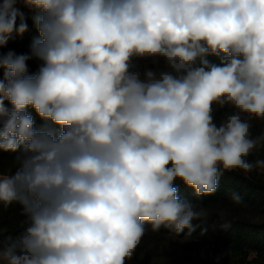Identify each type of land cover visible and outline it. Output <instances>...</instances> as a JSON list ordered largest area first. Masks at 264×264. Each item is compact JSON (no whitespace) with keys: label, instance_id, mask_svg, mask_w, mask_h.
I'll use <instances>...</instances> for the list:
<instances>
[{"label":"clouds","instance_id":"clouds-1","mask_svg":"<svg viewBox=\"0 0 264 264\" xmlns=\"http://www.w3.org/2000/svg\"><path fill=\"white\" fill-rule=\"evenodd\" d=\"M17 4L25 53L3 51L29 31ZM257 121L264 0H0V208L23 216L0 264H128L149 227L191 237L206 213L179 184L264 169Z\"/></svg>","mask_w":264,"mask_h":264},{"label":"trees","instance_id":"trees-1","mask_svg":"<svg viewBox=\"0 0 264 264\" xmlns=\"http://www.w3.org/2000/svg\"><path fill=\"white\" fill-rule=\"evenodd\" d=\"M17 7L28 17L29 31L23 37L10 40L3 51L11 48L17 53H25L37 33L32 25V13L22 4H17ZM36 67L35 62H29L30 70L35 71ZM221 116L222 113L218 112L217 120ZM261 131H264V122H255L254 134H259ZM250 159H264V149H259ZM0 163L5 172L14 167L13 157L8 153L2 155ZM233 192L239 193L242 203L233 202L231 199ZM179 195L194 204H200L207 212L203 220L193 221V224L197 225L192 234L194 238L218 243L223 256L237 264H264V220L256 221L244 215L245 213L264 214V174L260 173L259 169L250 173L225 172L220 178L216 193L199 198L181 183ZM21 211L18 204L0 208V227L5 233L14 235L19 230V223L23 220ZM225 224L228 227H225Z\"/></svg>","mask_w":264,"mask_h":264},{"label":"rangeland","instance_id":"rangeland-1","mask_svg":"<svg viewBox=\"0 0 264 264\" xmlns=\"http://www.w3.org/2000/svg\"><path fill=\"white\" fill-rule=\"evenodd\" d=\"M264 174V169H259ZM207 213V212H205ZM243 214V212H242ZM244 215L264 220L263 213ZM217 258H220L217 260ZM128 264H237L223 256L221 246L216 242L202 241L183 235H176L166 229L153 232L149 228Z\"/></svg>","mask_w":264,"mask_h":264}]
</instances>
